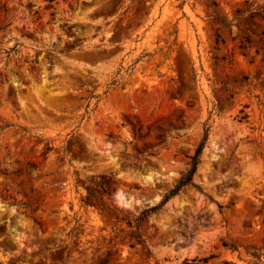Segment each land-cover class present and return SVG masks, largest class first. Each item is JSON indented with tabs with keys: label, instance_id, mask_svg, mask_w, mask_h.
I'll list each match as a JSON object with an SVG mask.
<instances>
[{
	"label": "rangeland",
	"instance_id": "obj_1",
	"mask_svg": "<svg viewBox=\"0 0 264 264\" xmlns=\"http://www.w3.org/2000/svg\"><path fill=\"white\" fill-rule=\"evenodd\" d=\"M0 264H264V0H0Z\"/></svg>",
	"mask_w": 264,
	"mask_h": 264
},
{
	"label": "trees",
	"instance_id": "obj_2",
	"mask_svg": "<svg viewBox=\"0 0 264 264\" xmlns=\"http://www.w3.org/2000/svg\"><path fill=\"white\" fill-rule=\"evenodd\" d=\"M207 138H208V131L206 130L204 132L202 140L197 145L194 153L188 156L189 161L187 164V168L185 172L182 174V176L180 177V179L167 192H165L161 202L158 205L149 207L141 211L140 214L133 219L135 221L134 225H132L131 222H128L130 226H136L138 228L140 223L146 218V216L156 211L169 198L176 195L183 187L187 185H192L202 192L201 187L198 184H196L194 181V175L197 171L198 164L200 162L201 153H202V150H203V147H204V144ZM135 237L137 238L139 242L141 243L143 242V239L141 238L140 233L135 232Z\"/></svg>",
	"mask_w": 264,
	"mask_h": 264
}]
</instances>
